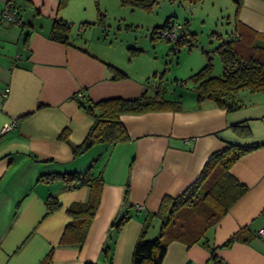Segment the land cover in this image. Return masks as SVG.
Segmentation results:
<instances>
[{
    "label": "crops",
    "instance_id": "0c3cea01",
    "mask_svg": "<svg viewBox=\"0 0 264 264\" xmlns=\"http://www.w3.org/2000/svg\"><path fill=\"white\" fill-rule=\"evenodd\" d=\"M237 2L239 30L252 36L253 46L264 48V0H232L234 12ZM7 3H13L20 22L0 19V264H39L50 250L49 264L100 263L102 246L112 242L111 264H130L146 213L157 211L164 195H177L192 183L211 152L226 142H264V91H238L240 107L226 111L212 101L198 105L191 87L186 95H163L175 102L172 108L121 114L128 141L95 143L74 155L72 148L85 138L92 119L72 95L82 90L93 101L133 98L157 85L146 80L148 71L132 68L110 50V30L120 32L138 21L130 17L141 16L139 8L122 6L119 0H68L61 7L59 0H0V11ZM147 14L151 30L176 16L153 10ZM55 19L70 24L67 43L49 38ZM235 26L234 19L231 37L237 35ZM92 30L104 35L93 36ZM158 45L155 41L154 50ZM204 63L203 58L192 62L190 74ZM106 64L126 76L111 78ZM11 119L15 125L2 131ZM242 120L250 127L248 138L230 127ZM64 129L69 130L66 139L60 137ZM89 167L103 179L95 214L81 244H60L71 220L66 208L84 202L89 188H67L62 179L44 182L37 177ZM230 172L247 186L245 192L199 241L170 240L161 264H216L210 248L222 264H264V144L238 159ZM126 183L134 204L127 209L122 207ZM49 195L60 207L47 213ZM125 212L130 218L116 229L113 222ZM239 230L246 241L223 245ZM157 234L155 221L147 236Z\"/></svg>",
    "mask_w": 264,
    "mask_h": 264
},
{
    "label": "trees",
    "instance_id": "16d2710c",
    "mask_svg": "<svg viewBox=\"0 0 264 264\" xmlns=\"http://www.w3.org/2000/svg\"><path fill=\"white\" fill-rule=\"evenodd\" d=\"M68 0H59V7ZM157 0H119L122 6L139 8L150 12ZM240 2L236 3L234 19L236 22L234 37L222 41L216 52L222 62V73L219 76L212 74V61L207 55L205 63L188 78L192 81L197 104L212 101L226 111H233L240 107L236 93L240 90L251 92L264 91V48L252 45V36L238 28L237 15ZM98 9V7H97ZM174 15L165 18L163 23L151 30L150 37H163L162 30L171 28L175 23ZM101 14L98 11V20ZM85 25V22H84ZM70 24L62 19H55L49 32V38L67 43L69 41ZM189 32L183 28L176 45L191 41ZM167 39V38H166ZM168 41H171L167 39ZM131 50L138 49L130 47ZM111 78H124L126 73L111 64H106ZM156 75V74H155ZM161 81L152 92L145 90L137 97L123 98L110 97L93 101L90 98L79 97L77 93L72 98L92 119V123L82 142L73 146L74 155L81 154L95 143L104 142L117 144L129 140L127 130L120 119L123 113H142L148 110L172 108L174 101L163 96ZM235 134L242 138L251 136V130L246 120L230 125ZM68 129L60 135L66 139ZM256 143L251 146L226 142L221 148L214 150L206 158L196 179L177 195H164L157 211H148L144 217L141 230L134 243L130 264H161L167 243L172 239L181 240L187 244L199 241L204 231L214 225L225 214L233 203L245 192L247 186L235 178L230 169L233 164L252 149L263 145ZM62 179L67 188L87 186L89 195L84 202L70 204L67 214L71 220L66 225L60 244H81L85 239L87 229L98 205L103 179L100 173L94 174L90 167L84 171L64 173H42L37 181L51 182ZM47 213L60 207V202L52 195L45 200ZM133 203L129 199V184L126 183L123 193L122 207L131 208ZM130 215L125 212L118 217L113 226L119 229ZM158 221V234L152 238L147 236L148 231ZM242 231L229 237L223 245L228 246L235 240H244ZM206 243V241H203ZM113 243V242H112ZM112 243H105L101 248L103 262L85 261L83 264H111ZM50 250L39 264H49ZM210 258L217 263L216 254L210 248ZM222 264V263H221Z\"/></svg>",
    "mask_w": 264,
    "mask_h": 264
},
{
    "label": "rangeland",
    "instance_id": "374dc122",
    "mask_svg": "<svg viewBox=\"0 0 264 264\" xmlns=\"http://www.w3.org/2000/svg\"><path fill=\"white\" fill-rule=\"evenodd\" d=\"M152 10L175 13L174 19L189 32L191 41L176 45L174 41H168L164 37L152 40L151 28L144 20L149 12L137 9L136 12L141 13V16L136 14L130 18L138 21H132V25H128L127 29L122 28L120 32H109V39L113 44L110 50L115 56L129 63L132 68L140 69L143 73L148 71L146 80L154 79L157 83L161 81L162 91L167 90V93L162 92L165 97L173 91L175 94L190 93L193 84L188 76L192 70V62L206 59L207 55L212 61V74L221 75L222 62L216 47L229 39L234 31L232 0H157ZM71 33H77V25L72 28ZM90 34L102 37L104 31L92 30ZM155 41L159 45L154 50ZM128 46H137L138 50L133 51ZM195 66L197 67L193 70H198L201 65Z\"/></svg>",
    "mask_w": 264,
    "mask_h": 264
},
{
    "label": "built area",
    "instance_id": "2783aa9c",
    "mask_svg": "<svg viewBox=\"0 0 264 264\" xmlns=\"http://www.w3.org/2000/svg\"><path fill=\"white\" fill-rule=\"evenodd\" d=\"M0 19L9 21V22H20L17 18V10L13 3H7L5 7L0 11ZM182 29V24L175 23L171 28L162 30L161 35L164 38H167L171 41H175L178 38V35L180 33V30ZM7 90V88L5 89ZM79 97H83V91L79 90L76 92ZM16 121L15 119H11L8 123H6L2 127V131H6L10 128H12L15 125ZM263 230L259 229L258 233H262Z\"/></svg>",
    "mask_w": 264,
    "mask_h": 264
}]
</instances>
